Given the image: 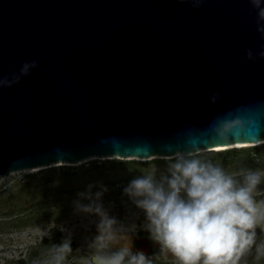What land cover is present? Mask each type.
Wrapping results in <instances>:
<instances>
[{
  "label": "water",
  "instance_id": "1",
  "mask_svg": "<svg viewBox=\"0 0 264 264\" xmlns=\"http://www.w3.org/2000/svg\"><path fill=\"white\" fill-rule=\"evenodd\" d=\"M261 52L248 0H0V77L37 60L0 86V178L259 143ZM233 120L251 124L216 142L214 126Z\"/></svg>",
  "mask_w": 264,
  "mask_h": 264
},
{
  "label": "clouds",
  "instance_id": "2",
  "mask_svg": "<svg viewBox=\"0 0 264 264\" xmlns=\"http://www.w3.org/2000/svg\"><path fill=\"white\" fill-rule=\"evenodd\" d=\"M248 3L256 13L257 31L264 33V0ZM246 56L250 59L251 52ZM36 65L35 59L22 62L11 80L0 77V86L18 83ZM245 124L251 121H219L213 139L234 142ZM260 183L259 171L229 174L218 163L189 151L175 155L159 179L152 173L137 175L123 186L122 195L143 214L142 225L125 224L110 214L103 199L109 189L100 180L78 190L70 204L74 214L96 218L95 235L89 241L94 251L87 264H153L150 256L133 250L138 230L145 231L177 264H241V257L254 244L258 252L264 251V245L256 244V229L264 230V197L254 195ZM61 230L67 235L53 244L46 264H63L72 251L71 232Z\"/></svg>",
  "mask_w": 264,
  "mask_h": 264
},
{
  "label": "rangeland",
  "instance_id": "3",
  "mask_svg": "<svg viewBox=\"0 0 264 264\" xmlns=\"http://www.w3.org/2000/svg\"><path fill=\"white\" fill-rule=\"evenodd\" d=\"M196 155L218 163L229 174L248 169L259 171L261 183L254 195L256 198L264 197V143L230 150L203 151ZM173 157L155 156L141 160L95 157L75 164L57 163L37 171L25 169L2 176L0 264H18L19 260H23V264H46L53 244L62 242L67 235L61 228L71 232L72 247L63 264H87L94 251L89 241L95 235L96 218L73 213L70 202L75 193L83 190L87 183L100 180L109 189L103 199L110 214L125 224L142 225V212L122 195V188L137 175L152 173L159 179L167 173V165ZM57 180L59 183H54ZM256 232V244L264 245V230L257 228ZM137 233L145 234L143 242L155 244L145 231L138 230ZM138 250L147 252L143 246ZM156 250L146 254L153 264H177L171 254ZM241 264H264V251L258 252L254 244L241 257Z\"/></svg>",
  "mask_w": 264,
  "mask_h": 264
},
{
  "label": "flooded vegetation",
  "instance_id": "4",
  "mask_svg": "<svg viewBox=\"0 0 264 264\" xmlns=\"http://www.w3.org/2000/svg\"><path fill=\"white\" fill-rule=\"evenodd\" d=\"M144 235H145L144 233H137L136 234V237L134 238L133 250H138L140 247L143 246L146 248V251H147L146 254H148V252H152L156 249H157L156 251H158V253H164L163 250L159 249L158 245L143 242V239L146 238Z\"/></svg>",
  "mask_w": 264,
  "mask_h": 264
},
{
  "label": "bare ground",
  "instance_id": "5",
  "mask_svg": "<svg viewBox=\"0 0 264 264\" xmlns=\"http://www.w3.org/2000/svg\"><path fill=\"white\" fill-rule=\"evenodd\" d=\"M263 142H264V140L259 142V143H255V144H239V145H232V146H225V147H217V148H212V149H209V150H206V151H222V150L231 149V148L250 147V146H254L256 144H261ZM93 158H95V157H93ZM93 158H90V159H93ZM100 158H103V157H100ZM104 158L105 159H109L110 157H104ZM169 158H171V157H169ZM134 159H138V158H134ZM138 160H141V159H138ZM64 165H66V164H64ZM31 169H32V171L41 170V169H43V166L42 167H35V168H31Z\"/></svg>",
  "mask_w": 264,
  "mask_h": 264
},
{
  "label": "trees",
  "instance_id": "6",
  "mask_svg": "<svg viewBox=\"0 0 264 264\" xmlns=\"http://www.w3.org/2000/svg\"><path fill=\"white\" fill-rule=\"evenodd\" d=\"M233 149H235V148H233ZM228 150H230V149H228ZM23 263H24L23 260L18 261V264H23Z\"/></svg>",
  "mask_w": 264,
  "mask_h": 264
}]
</instances>
